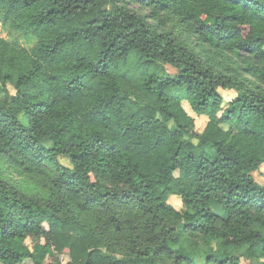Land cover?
<instances>
[{"label": "trees", "instance_id": "trees-1", "mask_svg": "<svg viewBox=\"0 0 264 264\" xmlns=\"http://www.w3.org/2000/svg\"><path fill=\"white\" fill-rule=\"evenodd\" d=\"M0 27V264H264V0H0Z\"/></svg>", "mask_w": 264, "mask_h": 264}, {"label": "rangeland", "instance_id": "rangeland-1", "mask_svg": "<svg viewBox=\"0 0 264 264\" xmlns=\"http://www.w3.org/2000/svg\"><path fill=\"white\" fill-rule=\"evenodd\" d=\"M0 36L1 37H4V38H9V32L6 28H1L0 27ZM20 42L25 45V46H28L30 45V42H28V40L24 37H20ZM162 74L163 75H168V76H173L176 74L175 70L170 67V66H162ZM12 92V90H10ZM220 96L223 98L224 100V107H226V103L231 101L234 97H235V93L233 91H225V90H221L219 89L218 90ZM3 96V91L1 90V86H0V97ZM181 106L182 108L184 109V111L189 115L191 116V118L194 119V123H195V130L197 132H200L205 123H206V118L205 117H202V116H197L190 108L189 104L186 102V101H182L181 102ZM62 164H65L67 166L68 165V162L64 159H61L60 160ZM0 171H1V174L5 175V176H9L12 180H15L16 182H20V178L16 175V173H12V174H9L4 168H0ZM253 178L254 180L260 184V185H263L264 184V165H262L259 169L258 172L254 173L253 174ZM30 185V184H29ZM32 187V185H30ZM28 188V190H30V188ZM167 203L172 207L174 208L175 210L177 211H180L181 209V202H180V199L179 197L177 196H170L168 199H167ZM118 248V247H117ZM188 248L194 253L195 252V247L192 246V245H189L188 244ZM201 250V249H200ZM200 252V251H199ZM233 254L239 256L241 253L240 252H233ZM116 257H119L120 258V255H115ZM60 260L62 262H66L68 260L67 256L63 255V256H60ZM240 262L241 264H254V261H250V260H247L246 258H243L240 256ZM195 263H198V264H203V260L202 259H197L195 260ZM23 264H31L30 262H24Z\"/></svg>", "mask_w": 264, "mask_h": 264}]
</instances>
